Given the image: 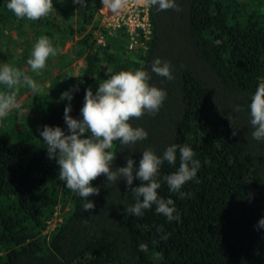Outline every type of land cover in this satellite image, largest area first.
<instances>
[{
    "label": "trees",
    "instance_id": "16d2710c",
    "mask_svg": "<svg viewBox=\"0 0 264 264\" xmlns=\"http://www.w3.org/2000/svg\"><path fill=\"white\" fill-rule=\"evenodd\" d=\"M102 1L53 0L47 16L29 20L0 0V63H14L39 84L0 118V264H264V229L254 227L264 217V141L251 137L248 112L264 80V0H176L178 10L149 3L150 33L139 32L132 49L124 29L101 24ZM41 35L59 51L37 75L26 60ZM156 57L172 66V80L152 73L149 81L166 99L155 114L130 119L148 137L130 147L114 142V166L129 155L138 163L145 147L161 154L172 143L188 144L200 161L198 181H188L181 191L190 195L182 197L161 182L158 193L173 199L178 222L154 206L141 217L128 214L130 187L141 182L105 187L103 174L91 181L99 193L87 197L94 207L84 211L60 181L38 129L65 127L67 101L59 96L70 86L79 83L69 113L78 118L85 88L95 91L108 67L150 71ZM178 164L177 152L176 165L165 162L160 175ZM56 214L60 221L48 230Z\"/></svg>",
    "mask_w": 264,
    "mask_h": 264
},
{
    "label": "clouds",
    "instance_id": "9594fccd",
    "mask_svg": "<svg viewBox=\"0 0 264 264\" xmlns=\"http://www.w3.org/2000/svg\"><path fill=\"white\" fill-rule=\"evenodd\" d=\"M73 2L83 6L85 0ZM149 3L159 10H178L176 0H149ZM6 7L17 18L37 20L53 9V0H7ZM108 7L111 10L119 9L121 0H108ZM58 51L48 36H39L26 60L30 72L39 75L46 67L47 59L55 57ZM152 73L168 80L174 78L170 61L161 60L160 57L153 59L150 71L144 68L114 71L108 67L105 78L95 91L91 87L85 88L78 118L69 113L73 94L80 91L79 83L62 91L59 96L61 101H67L63 108L65 127L44 125L38 129L48 158L54 159L58 165L60 181L82 199L84 211L94 207L93 201L87 197L99 193V186H93L91 181L103 174L105 187L120 180L125 182L126 188L133 185L134 179L141 182L138 186L130 187L133 202L126 208L128 214L141 217L145 210L154 206L155 212L163 215L167 221H179L175 202L171 198L161 197L158 189L163 181L170 192L178 193L181 197L190 195L181 189L190 180L198 181L197 172L201 165L188 144L172 143L161 154L145 147L140 152L138 163L129 155L125 157L123 166H114V142L130 147L148 137V131L140 126L133 127L130 119L155 114L166 99L165 89L149 83ZM20 88L35 93L39 90V84L28 71L14 63H0V118L10 110L21 107L16 96ZM239 108L236 105L234 111H239ZM248 112L249 123L253 127L251 137L264 141V80L257 83L251 94ZM236 134L235 128L232 135ZM177 152L178 167L170 174L161 176L160 169L165 162L176 165ZM254 227L264 229V217H260ZM138 248L147 251L145 243L138 244Z\"/></svg>",
    "mask_w": 264,
    "mask_h": 264
},
{
    "label": "built area",
    "instance_id": "2783aa9c",
    "mask_svg": "<svg viewBox=\"0 0 264 264\" xmlns=\"http://www.w3.org/2000/svg\"><path fill=\"white\" fill-rule=\"evenodd\" d=\"M148 4L149 0H121V7L111 10L108 7V0H105L99 10L101 24L112 31L124 29L129 36L128 47L132 49L139 32L146 37L150 33Z\"/></svg>",
    "mask_w": 264,
    "mask_h": 264
},
{
    "label": "rangeland",
    "instance_id": "374dc122",
    "mask_svg": "<svg viewBox=\"0 0 264 264\" xmlns=\"http://www.w3.org/2000/svg\"><path fill=\"white\" fill-rule=\"evenodd\" d=\"M105 0H103L102 2H104ZM102 4V3H101ZM101 7V5H100ZM99 7V9H100ZM72 47V43H67L64 47L63 52L69 51ZM48 81L45 82V84H47ZM31 91L28 92H23L19 95H17V100L19 101L20 105L25 104L26 101H29V98L31 97ZM14 109L10 110L9 112L13 111ZM8 112V113H9ZM8 115V114H7ZM29 120V119H28ZM57 221H60L59 215L56 214V218L53 220V222L50 224L48 230H52L54 225L57 223Z\"/></svg>",
    "mask_w": 264,
    "mask_h": 264
},
{
    "label": "crops",
    "instance_id": "0c3cea01",
    "mask_svg": "<svg viewBox=\"0 0 264 264\" xmlns=\"http://www.w3.org/2000/svg\"><path fill=\"white\" fill-rule=\"evenodd\" d=\"M104 3V2H103ZM103 5V4H102Z\"/></svg>",
    "mask_w": 264,
    "mask_h": 264
}]
</instances>
